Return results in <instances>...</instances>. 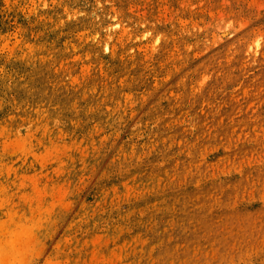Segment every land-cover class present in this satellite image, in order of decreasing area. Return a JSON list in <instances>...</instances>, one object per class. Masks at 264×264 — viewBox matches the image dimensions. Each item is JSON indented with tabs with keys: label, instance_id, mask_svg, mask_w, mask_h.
<instances>
[{
	"label": "rangeland",
	"instance_id": "rangeland-1",
	"mask_svg": "<svg viewBox=\"0 0 264 264\" xmlns=\"http://www.w3.org/2000/svg\"><path fill=\"white\" fill-rule=\"evenodd\" d=\"M0 264H264V0H0Z\"/></svg>",
	"mask_w": 264,
	"mask_h": 264
}]
</instances>
